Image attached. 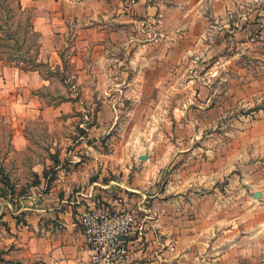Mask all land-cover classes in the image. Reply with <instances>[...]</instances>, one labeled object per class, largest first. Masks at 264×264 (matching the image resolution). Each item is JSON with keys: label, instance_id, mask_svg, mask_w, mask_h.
Here are the masks:
<instances>
[{"label": "rangeland", "instance_id": "1", "mask_svg": "<svg viewBox=\"0 0 264 264\" xmlns=\"http://www.w3.org/2000/svg\"><path fill=\"white\" fill-rule=\"evenodd\" d=\"M55 1L56 12L82 13L72 0ZM132 1H93L99 12L130 7L141 19L131 23L138 36L129 51L125 37L101 49L87 32L88 50L79 47L72 63V32L54 53L33 25L36 72L50 84L25 94L40 101L37 119L0 96V264L3 208L28 197L37 174L53 177V156L88 159L89 149H77L83 143L101 158L103 181L119 184L114 198L141 199L124 190L132 184L162 195L164 221L141 230L143 252L132 264H264V0H146L156 8L148 18ZM23 8L34 24L35 5L24 0ZM9 15L3 9L4 27L24 25ZM16 131L25 149L12 144Z\"/></svg>", "mask_w": 264, "mask_h": 264}, {"label": "crops", "instance_id": "2", "mask_svg": "<svg viewBox=\"0 0 264 264\" xmlns=\"http://www.w3.org/2000/svg\"><path fill=\"white\" fill-rule=\"evenodd\" d=\"M93 1H70V4L73 2L72 9H81L82 13L74 12L75 14L66 15L60 11L56 12L51 7L53 4L58 5L60 1L25 0L26 5H35L34 25L43 38L44 49L48 48L54 53L59 52L67 36L72 32L71 51L73 57L71 61L74 63L83 52L79 47H85V50H88L86 45L90 42L83 35L91 32L95 36L92 43L100 44L99 48L104 49L106 44L115 43L118 38L125 37L124 46L129 51L130 45L135 42V37L138 36L135 32L136 26L131 23L135 25L134 22L141 19H135L133 11L131 14L129 13L130 7L127 9V13L119 8H115L110 13L99 12L97 8H94ZM129 2L130 0H126L127 4ZM23 3L24 0H21L22 7ZM133 3L135 6L136 4L143 6V18L155 14L156 8L146 0H139V2L133 0ZM45 7H48L47 12L41 11ZM38 16H41V20H43V23L39 25ZM115 22L127 23V25H123L122 29L115 28L112 24ZM142 22L145 24L147 21L143 20ZM109 25L113 27H108ZM47 42L50 45H47ZM99 62L96 68L103 71L104 62ZM79 69H84V66L82 65ZM81 83L83 80H77V84ZM49 84L50 79L42 77L39 72H25L16 67L0 66V96L13 99L16 113L22 111L24 117L37 119L44 113L41 111L40 101L32 96L26 97L25 94ZM16 132L12 144L16 145V149H25L27 146L25 138L21 136L20 131ZM80 147L89 149L88 159H80L76 156L68 158L60 155L53 156L51 158V165L55 172L53 177L50 179L46 175L41 177L40 174H37L41 184L32 187L28 197L20 201V204L15 208L10 206L3 208V213H5L3 215V264H92L91 254L86 249L78 218L83 212L100 207L109 210L126 209L135 213L140 231H138V226L134 227V231L127 241L129 262L132 264L134 259H138L136 256H140L143 252V249L138 247V242L142 240L141 236L146 234L141 230L144 228L145 231H148L155 223L164 221V216L161 213L163 203L158 200V197L162 195L153 190L151 192H154V195L147 196L145 192H142L147 191L144 190L145 188L137 189L132 184L129 187L124 186V190L141 194V199L133 195L128 202V195L125 193L122 194V196L127 195L125 199L114 198L118 195L114 185L119 187V184L111 177L107 181H103L104 168L96 149L86 143L77 149ZM44 184L47 186L45 193L42 190ZM148 187L150 188V186ZM37 197L42 199H37ZM132 202L136 206L131 205ZM171 206L170 204L169 207ZM190 219L191 222H194V216ZM154 220L155 222H153ZM183 220L185 221V217ZM136 235L137 239H134ZM188 246V249L192 248L191 243H188Z\"/></svg>", "mask_w": 264, "mask_h": 264}, {"label": "built area", "instance_id": "3", "mask_svg": "<svg viewBox=\"0 0 264 264\" xmlns=\"http://www.w3.org/2000/svg\"><path fill=\"white\" fill-rule=\"evenodd\" d=\"M130 210H109L104 207L83 212L78 222L92 264H128V238L135 227Z\"/></svg>", "mask_w": 264, "mask_h": 264}, {"label": "trees", "instance_id": "4", "mask_svg": "<svg viewBox=\"0 0 264 264\" xmlns=\"http://www.w3.org/2000/svg\"><path fill=\"white\" fill-rule=\"evenodd\" d=\"M3 9L5 12H11L9 17H13L16 11L17 16L25 20L24 25L17 22L13 31L4 27ZM32 19V13L25 10L19 0H14L12 7L9 5L3 7V0H0V62L2 66L16 67L25 72L37 71L40 35L35 31Z\"/></svg>", "mask_w": 264, "mask_h": 264}, {"label": "water", "instance_id": "5", "mask_svg": "<svg viewBox=\"0 0 264 264\" xmlns=\"http://www.w3.org/2000/svg\"><path fill=\"white\" fill-rule=\"evenodd\" d=\"M258 197V195L257 194H254V198H257Z\"/></svg>", "mask_w": 264, "mask_h": 264}]
</instances>
